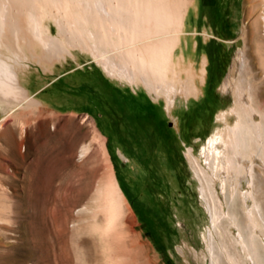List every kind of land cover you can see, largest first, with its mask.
<instances>
[{"label": "rangeland", "instance_id": "1", "mask_svg": "<svg viewBox=\"0 0 264 264\" xmlns=\"http://www.w3.org/2000/svg\"><path fill=\"white\" fill-rule=\"evenodd\" d=\"M73 2L0 0L8 21L0 50L22 56L17 70L28 95L0 93V264H248L235 241L241 231L228 216L224 193L230 188L202 155L219 127L237 121L232 109L238 87L251 102L244 89L251 81L242 36L246 0L179 1L185 16L173 70L153 84L105 71L97 58L116 49L103 41L92 51L89 31L100 32L93 18L98 11ZM30 7L42 37H57L47 48L26 26ZM70 24L79 27L72 33ZM210 27L220 38L210 37ZM110 33L118 40L117 29ZM225 112V123L218 121ZM90 121L105 137L106 156ZM83 144H89L84 154ZM157 144L176 157L166 163L163 149L155 154ZM107 158L132 213L121 210L112 228L100 231L108 216L100 192ZM254 174L264 207V172L260 167ZM248 185L244 181V190ZM231 197L244 222L240 195L233 191Z\"/></svg>", "mask_w": 264, "mask_h": 264}, {"label": "bare ground", "instance_id": "2", "mask_svg": "<svg viewBox=\"0 0 264 264\" xmlns=\"http://www.w3.org/2000/svg\"><path fill=\"white\" fill-rule=\"evenodd\" d=\"M76 1L79 4L81 1L84 2V5L80 4L84 6V8L82 7L84 11L86 8H88L86 11L89 9L95 10L94 8L98 11L96 14L97 17H93L95 15H90L91 18H96L95 25L100 28V32L98 33L92 32V30L89 31V37L95 42L92 45V51L97 50L95 46L103 41L107 45H113L116 49L113 55H107L105 57L103 56L105 55V51H101V57L97 58L108 74L114 75L118 70V75L129 82H133L138 78L142 79L146 84H151L153 80L160 82L166 81L172 68L173 50L180 41L181 28L184 24L183 18L185 15H183L181 11V3L179 2L181 0ZM246 2L242 36L247 45L245 53L250 60V67L247 68V70L249 69V76L247 75V77H249L251 81H247V86L244 89L251 102L245 99L243 90L238 87L237 93L235 94L236 107L232 109V113H235L237 121L234 125H231L230 122L227 121V126L224 129L219 127L204 145L202 155L205 156L206 165L212 169L213 173L220 181L222 180V186L224 185L225 188H230V191L228 193L226 191L224 194L229 206L228 216L241 231L240 237L235 240L236 243L242 247V253L246 255V259H248L247 262H249L248 264H264V207L256 197L258 193L255 195L256 183L254 181V179L257 178H254V173L257 168L259 169L261 167L264 172V109H262L264 108V0H246ZM72 5L73 4L70 5V8L73 7ZM33 7H30V11L27 10L28 20L26 19V26L31 30L33 33L32 35L36 37V43L38 39L39 44L41 45L42 43V46L47 48L49 39L56 40L57 37L50 36L49 34L47 35V33L45 37H42L44 31L41 27L39 17L32 11ZM74 7H77V5H74ZM4 10L5 7L0 9V34L4 29L5 23L8 22L7 20H3L2 16ZM90 12L92 11L90 10ZM86 13L84 12L85 15ZM92 13H94V11ZM80 20L77 22L80 23L84 18ZM77 25L78 24H76V26L74 24L69 25V29L72 30V33L75 32L73 31L75 28L79 27ZM9 27H11V25ZM12 28H14L17 33L18 27L16 26L15 28V25H13L10 30H12ZM112 29L118 30V33H116L118 40L112 39V34L110 33ZM77 30L79 29H76V31ZM27 34L29 33H26V35ZM29 35H31V33ZM1 36L2 35H0V37ZM33 38L34 37L31 39ZM96 38L100 40H96ZM1 42L3 43L0 38V43ZM51 43L54 46V43ZM42 51L45 52V49H42ZM4 53L0 50L1 95L6 97V95L10 96V94H12L15 96L22 92V94L27 97V91L25 92V89L21 86L19 71L17 70L18 65L21 63L22 56L17 51ZM23 57H25L24 54ZM118 64L120 65L119 68H117ZM200 71L202 76H204L205 63L202 65ZM243 87L244 86L241 88L243 89ZM252 88L256 90L255 93L258 96L257 98L262 102L261 108L255 105V93H252ZM257 116H260V118L258 119ZM226 118L227 112L220 114L218 116V121L222 120L225 123ZM90 123L98 146L106 156L105 137L98 131L92 121H90ZM219 143H221V146H219ZM88 148L89 144H83L80 148V153L85 152ZM188 154L193 162H198V158L195 157L191 147L188 148ZM106 160L107 163L103 171L104 183L100 192H102L103 202L105 208L108 210V216L105 223L98 224L99 230L101 228V230L103 229L102 231L112 228L121 210L132 213L124 192L115 176L113 166L108 158ZM196 171H198V169ZM244 181L249 182L248 189L246 190H244ZM233 191L240 195V199H242L244 204L246 215L244 222L240 219L239 214L237 216L236 208L234 209V197H231ZM201 192L203 196H205L203 188H201ZM250 199H252L253 205L249 207L248 201ZM210 210L212 212V218L214 219V210L211 207ZM221 247L224 248L223 245ZM234 264H240V262L237 261L234 262Z\"/></svg>", "mask_w": 264, "mask_h": 264}, {"label": "flooded vegetation", "instance_id": "3", "mask_svg": "<svg viewBox=\"0 0 264 264\" xmlns=\"http://www.w3.org/2000/svg\"><path fill=\"white\" fill-rule=\"evenodd\" d=\"M197 15V14H196ZM210 32L209 33H211V35H210V37H215V38H220V36H219V34L218 33H215V31L212 29V27H210ZM152 137H154L155 138V134H153L152 135ZM158 139V138H157ZM160 149H163L164 150V152L162 153L163 154V159L164 160H166V163H167V161L168 160H173L174 159V156L175 155H172L171 156V151H170V149H168V148H165V146L164 147H162L160 144H157L156 145V149H155V154H156V156H157V152L160 150ZM176 157V156H175Z\"/></svg>", "mask_w": 264, "mask_h": 264}, {"label": "crops", "instance_id": "4", "mask_svg": "<svg viewBox=\"0 0 264 264\" xmlns=\"http://www.w3.org/2000/svg\"><path fill=\"white\" fill-rule=\"evenodd\" d=\"M175 126H176V125H175ZM177 127H178V126H177ZM177 127H176V128H177Z\"/></svg>", "mask_w": 264, "mask_h": 264}]
</instances>
